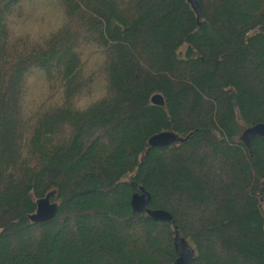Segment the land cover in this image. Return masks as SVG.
<instances>
[{
  "label": "trees",
  "instance_id": "trees-1",
  "mask_svg": "<svg viewBox=\"0 0 264 264\" xmlns=\"http://www.w3.org/2000/svg\"><path fill=\"white\" fill-rule=\"evenodd\" d=\"M198 1L0 0V264H264V0Z\"/></svg>",
  "mask_w": 264,
  "mask_h": 264
},
{
  "label": "water",
  "instance_id": "water-1",
  "mask_svg": "<svg viewBox=\"0 0 264 264\" xmlns=\"http://www.w3.org/2000/svg\"><path fill=\"white\" fill-rule=\"evenodd\" d=\"M197 13L198 20L203 16L200 2L198 0H187ZM153 104L164 105L165 98L161 93H156L151 98ZM264 137V121L253 124L245 129L241 135L242 141L249 147L251 141L256 137ZM179 134L164 130L152 135L149 139L150 147H166L176 142L183 141ZM54 194L49 193L37 201L36 211L29 216L31 221L42 223L54 219L58 213V203L53 200ZM151 193L143 186L136 191L131 199V205L135 212L147 213L150 217L158 221H173L172 214L165 209H151ZM175 247L178 258L175 264H192L195 257V248L183 237L179 231L175 232Z\"/></svg>",
  "mask_w": 264,
  "mask_h": 264
},
{
  "label": "rangeland",
  "instance_id": "rangeland-1",
  "mask_svg": "<svg viewBox=\"0 0 264 264\" xmlns=\"http://www.w3.org/2000/svg\"><path fill=\"white\" fill-rule=\"evenodd\" d=\"M35 11H36V13H38V10L35 9Z\"/></svg>",
  "mask_w": 264,
  "mask_h": 264
}]
</instances>
